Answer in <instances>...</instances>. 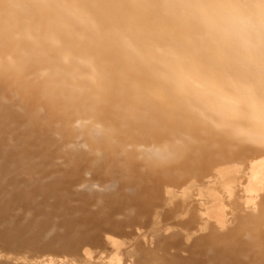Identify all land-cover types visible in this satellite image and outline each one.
I'll use <instances>...</instances> for the list:
<instances>
[{"label":"bare ground","instance_id":"6f19581e","mask_svg":"<svg viewBox=\"0 0 264 264\" xmlns=\"http://www.w3.org/2000/svg\"><path fill=\"white\" fill-rule=\"evenodd\" d=\"M0 264H264V0H0Z\"/></svg>","mask_w":264,"mask_h":264},{"label":"clouds","instance_id":"9594fccd","mask_svg":"<svg viewBox=\"0 0 264 264\" xmlns=\"http://www.w3.org/2000/svg\"><path fill=\"white\" fill-rule=\"evenodd\" d=\"M213 11L232 24L243 25L245 23L243 9L240 7L220 5L214 8Z\"/></svg>","mask_w":264,"mask_h":264},{"label":"rangeland","instance_id":"374dc122","mask_svg":"<svg viewBox=\"0 0 264 264\" xmlns=\"http://www.w3.org/2000/svg\"><path fill=\"white\" fill-rule=\"evenodd\" d=\"M224 90L227 92V93H230V91L227 89V88H224ZM229 136H231L232 137V133H230V132H226L225 133V138H224V141H222L221 142V145H223L224 146V144L227 142V146L226 147H228L229 148V145H228V140H229ZM213 140V141H212ZM209 141H212V142H208V145H207V147H206V149L208 150V151H213V150H215V144H214V142H220L219 141V138L218 137H216L215 136V134L210 138V140ZM245 144V146H249V147H255V144H252L251 142H245L244 143ZM217 155L218 154H213V158L214 159H217L218 157H217ZM232 164H237V165H239V164H241V165H239V167H242L243 168V166H245V165H247L246 163H243V162H240V161H238V162H236V163H232ZM245 164V165H244ZM228 166H232L231 164H229ZM224 167V166H223ZM232 167H234V166H232ZM246 167V166H245ZM231 168V167H230Z\"/></svg>","mask_w":264,"mask_h":264}]
</instances>
